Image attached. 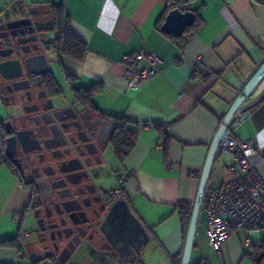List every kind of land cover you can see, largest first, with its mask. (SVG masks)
Here are the masks:
<instances>
[{"label":"crops","instance_id":"crops-1","mask_svg":"<svg viewBox=\"0 0 264 264\" xmlns=\"http://www.w3.org/2000/svg\"><path fill=\"white\" fill-rule=\"evenodd\" d=\"M52 4L65 5L75 33L88 46L82 61L64 56L62 64L53 50L55 75L70 94L69 78L75 86L98 87L93 96L97 114L113 123V117L124 116L139 130L123 162L117 160L109 141L105 145L110 179L103 187L113 189L124 182L121 196L150 235L143 264H174V256L182 258L187 235L178 204L187 202L193 207L214 137L235 99L264 63V3L192 1L191 8L205 24L184 46L158 25L168 0H0V23L29 7L49 12ZM142 49L161 57V73L137 89L129 88L124 56ZM200 57L203 64L197 70ZM19 112L21 106L7 104L0 89V122L15 119ZM159 124L165 125L169 136L168 152L165 137L155 127ZM232 130L253 140L255 164L264 175V99ZM233 163L232 152L218 149L208 187L235 178L228 169ZM116 170L121 180L116 178ZM28 202V189L8 166H2L1 240L17 237L20 228L23 239L32 236L21 226ZM17 214H21L20 223L14 221ZM207 218L203 207L190 264H264V228L252 233L234 228L222 250L216 252L207 235ZM18 262L16 248L0 247V263Z\"/></svg>","mask_w":264,"mask_h":264},{"label":"flooded vegetation","instance_id":"flooded-vegetation-1","mask_svg":"<svg viewBox=\"0 0 264 264\" xmlns=\"http://www.w3.org/2000/svg\"><path fill=\"white\" fill-rule=\"evenodd\" d=\"M36 10L29 7V11L19 12L18 17L7 22L10 36L0 39V46L14 47L12 59H19L23 63L29 57L45 53L50 68L45 72L43 67L33 64L30 72L23 70L20 78L11 79H5L0 73V89L3 96L14 94L21 106V112L11 121H15L13 130L24 132L18 136L15 146L11 148L14 155L8 158L17 169L21 183L29 191V202L23 210V215L31 218L32 236L35 241L26 249L25 260H28L29 264H69L73 258L90 251L96 256L97 264H143L145 246L140 248L141 255L138 257L129 252V247L135 241L126 234V227L117 229L112 223L104 226H94L92 222L82 224L81 222L88 219L84 212L67 211L79 208L75 199H85V203L90 204L94 197L99 199L102 195L103 199L105 198L106 193L96 191L93 185L97 169L86 168L93 176L89 181L76 185H73L72 181L84 177L83 172H80L81 161L88 159L89 163L95 164L99 159L96 154L89 158L82 156L86 149L81 138H87L83 131H88L91 140L99 147V141H105L109 136V127L106 124L103 132L98 135L99 127L96 124L104 117L85 105L73 92L72 96L66 93L67 89L53 72L51 59L47 56L48 52L50 54L55 50L53 44L58 34L53 14L50 9L49 12ZM36 35L46 39H35ZM12 73L19 74V70L3 71L4 75ZM18 81L21 82L17 83V86L28 85V82L30 86L20 92L10 93L9 90L13 89V84ZM54 123L60 128L61 125L67 127L63 129L68 132L64 133L66 138L59 135ZM7 130L8 127L5 126V140L9 136ZM89 149L94 150L95 147L90 145ZM72 173L78 174L71 175ZM116 188L106 189L113 201L124 198L121 196L124 188L119 196L113 198L110 195V191ZM68 200L71 202H67ZM102 203L103 201L94 203L93 207L99 211ZM91 214L92 218H95V215ZM80 232L86 233L85 238L80 236ZM143 241L145 237L140 236L136 245L139 246Z\"/></svg>","mask_w":264,"mask_h":264},{"label":"water","instance_id":"water-1","mask_svg":"<svg viewBox=\"0 0 264 264\" xmlns=\"http://www.w3.org/2000/svg\"><path fill=\"white\" fill-rule=\"evenodd\" d=\"M36 8V12L40 11L39 7ZM31 9V8H30ZM29 11V8L27 9ZM31 13V10H30ZM196 13L195 11L188 10L183 11L179 8L171 9L168 11L165 20L162 24V30L174 37H181L184 35L186 30L190 27H192L196 21ZM53 29V28H51ZM5 32V34H3ZM10 36V33L7 31V22L0 23V39H6ZM35 39H46L45 37H38L36 35ZM1 44V41H0ZM0 73L5 79H11V78H20L23 74V70H26L27 72H30L32 70L31 65H40L44 68L45 72H48L50 70L49 63L46 57L45 53H41L37 56H33L27 58L23 63L19 59H12V55L15 52V49L13 46L9 47H2L0 46ZM13 70L17 69L19 70V74L12 73L11 75H4L3 71L5 70ZM21 72V73H20ZM264 79V63L259 67V69L256 71V73L251 77V79L247 82L245 85L244 91L241 95H239L234 103L232 104L231 108L229 109L228 113L224 117L222 124L217 132V134L214 137V140L210 147V152L207 157L206 163L204 165V169L202 172L201 177V183L199 192L197 195V198L195 200V203L193 205L185 245L183 249V254L181 258V264H190L191 262V256H192V250L194 247V241L195 236L197 232V227L199 224L200 216L203 210L204 205V199L206 195V191L208 188L209 179L211 177L212 167L213 163L216 158L217 151L219 149L220 144L225 141L228 136L230 135L231 129L237 127L248 115L250 112H247L246 110L249 108H253L255 105H257L261 99H257L251 103L248 101L250 100V97L255 93V91L258 89L259 85L262 83ZM21 81L15 82L13 85V89L9 90L11 93L14 92H20L27 87L30 86L29 82L28 85H22L17 86V83H20ZM4 100L7 104L11 103L13 105H19L20 103L17 100V97L14 96V94H11L9 96L4 97ZM248 108H245V105L248 104ZM15 121H6L5 126L8 127L7 134L9 136L6 138V154L9 157H12L14 155V152L11 151V148L15 146V143L17 142L18 136L24 131L21 130H13ZM106 124H108L109 127V136L111 132L113 131L115 124L107 119H101V122L97 123L96 126L99 127L98 135H100ZM55 128H57L59 135L63 138H66L65 134L68 133L67 131H63V129H67V127L62 126L61 128L58 124L54 123ZM89 131H91L90 128H88ZM65 133V134H64ZM83 133L86 135L87 138H81V142L84 143V147L86 149V152L82 154V156H88V158L96 154L98 156V160H96V163L93 164L92 162L89 163L88 159H85L83 162L81 161V168L80 172H83L84 177L78 181H72L73 185L79 184L82 181H89L93 178L92 172L89 169H97L95 174V181L93 182V185L97 190H101L104 193H106L105 198L103 199L102 195L99 199H96L95 197L92 199V202L90 204L85 203V199L79 200L75 199L79 203V208L76 209H67V211L72 212H84L88 219L85 222H81L82 224L92 222L94 226L97 224H101V226L107 225L108 223H112L116 226L117 229L122 228V226L126 227V234L129 238L133 239L135 241L131 246L129 247V252L136 255V257L141 255L140 248L142 246H146L150 240V235L148 234L147 230L143 226L142 222L139 220V218L135 215V213L132 211L129 201L125 198H117L113 201V199L109 198V191L104 189V184H106L110 179V169L109 164L107 163L105 157H104V150H105V143L108 141L109 136L105 139V141L100 142L99 141V147L96 146L95 142L91 140L90 136L88 135V131L84 130ZM56 133H54V137H56ZM92 145L95 147L94 150H90L89 146ZM78 173H72L71 175H76ZM92 194V192H89ZM84 196H86V193H84ZM90 198V197H89ZM91 200V199H90ZM103 201L102 205H100L99 211L93 207L94 203H100ZM67 202H71V200H68ZM63 205H65L63 203ZM95 215V218H92V214ZM77 223V224H81ZM86 232V231H85ZM80 236L82 238H85L86 233H81ZM140 236L145 237V241L141 243L139 246L136 245V242L138 241ZM32 257V256H31ZM33 259V257H32ZM136 259V258H135Z\"/></svg>","mask_w":264,"mask_h":264},{"label":"built area","instance_id":"built-area-1","mask_svg":"<svg viewBox=\"0 0 264 264\" xmlns=\"http://www.w3.org/2000/svg\"><path fill=\"white\" fill-rule=\"evenodd\" d=\"M161 57L153 51L144 49L128 53L124 56L126 79L129 88L137 89L161 73L159 63ZM203 58L197 60V70L202 66ZM258 93V97H255ZM255 97L251 100L252 97ZM264 99V79L249 103ZM248 104L245 108H248ZM252 108L247 109L250 112ZM219 149L234 154V163L228 169L236 175L230 181L207 188L204 209L207 213V235L216 252H220L232 235L234 228L246 229L249 233L258 232L264 228V175L255 164L257 147L252 139L242 138L231 129L228 138ZM121 180L119 170L114 172ZM124 188V182L110 191L115 198ZM14 221L21 222L20 214L15 215Z\"/></svg>","mask_w":264,"mask_h":264},{"label":"trees","instance_id":"trees-1","mask_svg":"<svg viewBox=\"0 0 264 264\" xmlns=\"http://www.w3.org/2000/svg\"><path fill=\"white\" fill-rule=\"evenodd\" d=\"M194 0H168L167 8L164 15L161 17L158 25L162 29V24L165 17L171 9L179 8L183 11L192 10L191 2ZM258 2L264 3V0H257ZM51 12L54 17L55 29L57 31V37L54 40L53 47L58 53V60L62 64V58L64 56H70L78 61H82L88 51V46L74 31L71 18L66 11L65 5H50ZM197 17L194 25L186 30L183 36L174 37L173 39L178 41L182 46L186 45L194 35L204 26L205 21L201 17L198 11H195ZM207 80L206 76H203ZM72 83V90L77 98L84 101L85 105L95 109L93 103V96L99 90L98 87L93 86L91 88H83L80 86H75L73 79L69 78ZM115 127L112 131L111 137L109 139V144L112 145L114 149L115 156L119 162H123L127 155L132 150L136 138L139 134V130L131 126V122L128 118L113 117ZM155 127L162 133L165 137V148L168 152L169 136L165 129V125H155ZM5 122H0V168L4 165L8 166L15 175L19 177V173L15 166L11 163L8 155L5 151ZM180 216L184 225L185 234L188 230V225L192 213V204L187 202H181L178 204ZM0 247H12L16 248L19 252V262L18 263H0V264H25L23 263L26 259V249L23 244L22 229H19V234L17 237L8 238L5 240L0 239ZM174 264H181V256L176 255L173 257ZM29 264V263H28Z\"/></svg>","mask_w":264,"mask_h":264},{"label":"rangeland","instance_id":"rangeland-1","mask_svg":"<svg viewBox=\"0 0 264 264\" xmlns=\"http://www.w3.org/2000/svg\"><path fill=\"white\" fill-rule=\"evenodd\" d=\"M11 32H12V29H11ZM12 34H14V33H12ZM47 56H48V58L50 57V59L51 58L53 59L55 57V54L52 52L49 54V52H48ZM53 63H54L53 66H54L55 70H57L59 72L60 70H59L58 64L56 62H53ZM61 83H63V85H66L62 79H61ZM66 93H68L71 96L69 91ZM69 95H67V96H69ZM111 149L112 148H110V147L108 148L109 151H112ZM109 151H108L107 155H110ZM30 219H31L30 217L26 218V216H25V221L22 223L21 226L23 227L24 230H29L30 233L32 234L33 224L31 225ZM34 241H35L34 236H31L26 240L23 239V244L25 246V249L29 248ZM95 259H96V256H94L92 252L86 251V254H82L78 257L73 258L69 264H97ZM25 261H26V263H28V260H25Z\"/></svg>","mask_w":264,"mask_h":264}]
</instances>
